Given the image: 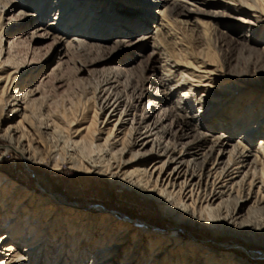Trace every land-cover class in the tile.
I'll use <instances>...</instances> for the list:
<instances>
[{"label": "bare ground", "instance_id": "bare-ground-1", "mask_svg": "<svg viewBox=\"0 0 264 264\" xmlns=\"http://www.w3.org/2000/svg\"><path fill=\"white\" fill-rule=\"evenodd\" d=\"M0 5L2 15L11 14L7 20L0 17V34L6 20V27L18 30L13 42L26 34L19 30L36 19L42 27L32 35L35 42L65 41L62 56L70 62L73 83L87 84L79 76L107 72L95 89L93 109L79 115L63 111L36 124L32 112L38 87L31 85L20 93L22 84H16L21 81L17 79L26 71L9 72L11 67L3 65L0 123L18 118L5 130L18 142L8 148L25 161L42 163L45 157L52 169L64 163L70 169L104 176L148 196L174 222L165 229L108 211L101 212L104 216L96 227L94 218L87 215L79 220L81 211L74 204L47 191L34 193L0 174V264H249L230 253L218 254L209 242L196 240L198 234L181 228L250 240L246 235L254 232L250 224L258 214L264 215V85L254 82L264 71V0H0ZM16 8L18 19L14 18ZM50 10L53 18L42 23ZM150 14L159 16L153 27L152 39L157 40L153 49L162 55L166 74L158 85L161 90L152 94L147 89L151 100L140 107L145 99L137 87H126L128 92L132 89L130 94L119 88L121 75L129 74L126 70L99 67L117 61L121 52L138 48L130 39L112 45L107 41L113 35L124 36L122 27L131 29L130 36L135 27L131 23L140 25ZM174 17L187 19L183 25L192 21L194 33L204 41L206 35L212 38L217 63L208 51L195 56L183 45L180 23ZM221 20H241L249 26L232 35L230 24ZM105 30L111 32L98 34ZM147 38L141 36L138 42ZM234 64L243 65L244 73L231 71ZM172 69L179 72L174 75ZM198 90H202L199 99L195 97ZM195 102L198 113L184 117L182 112ZM211 105L215 106L209 112ZM241 105L244 113L231 115ZM225 109L230 110L228 116ZM243 115L237 130H229L226 137V132L217 136L208 132L215 117L222 116L223 124L231 121L233 127ZM254 116L257 120L251 123ZM235 133L231 146L227 140ZM258 134L257 146L250 150ZM60 135L67 147L57 141ZM85 143L97 153L82 157ZM251 156L254 164L248 162ZM183 233L187 240H181ZM248 256L257 255L250 252Z\"/></svg>", "mask_w": 264, "mask_h": 264}, {"label": "rangeland", "instance_id": "rangeland-1", "mask_svg": "<svg viewBox=\"0 0 264 264\" xmlns=\"http://www.w3.org/2000/svg\"><path fill=\"white\" fill-rule=\"evenodd\" d=\"M97 1L101 2L104 0ZM105 1L109 3V0ZM46 5L47 4H45V7ZM45 7L43 9L44 11L46 10ZM18 9L19 8H16L14 10V18L17 19L19 18L17 15ZM53 14L54 13L52 10L46 12L44 14L45 17H42V23H48L53 18ZM1 16L7 20L11 14L6 16L4 14L2 15L0 5V17ZM122 16H124L123 13ZM126 18H129V16H126ZM158 19L159 16L157 14H150V18L145 19L146 21L142 23L144 26L142 24L135 25V23L132 22L131 24L135 27H133L134 32L131 33L130 36L128 34L131 29H128L129 31H125V28L123 29L122 27L120 31H123L125 35H113L109 38L107 43L112 45L113 41L130 39L131 42L137 43L138 48H130L125 52H121L119 56H116V58L118 57L117 61L110 62L99 67L106 68L108 66H113L115 68L126 70L130 75L127 73L121 75V82L123 85H120L119 88L124 90L125 94H130L129 92L132 91V89H129L130 91L128 92V90L125 88H132V86L133 88L137 87L138 93H143V98L145 99L141 102L140 107H142L143 104L146 105L148 100H151V97L147 96L146 94L147 89H150L149 91L152 94H155L158 90H161L158 85L161 84L160 79L166 74V71L163 70V62L161 59L162 55L158 54V52L153 49V44L157 43V40L153 41L152 39V35L155 32L153 27L157 23ZM173 19L180 23L178 26L179 33L181 34V38L183 40V45L188 47L191 53L195 56L201 53H207L208 51V54H211V57L209 58L214 61V64L217 63V54L213 57L212 38L209 35H206L204 41L201 36L198 37L193 31L192 21L187 22L186 25H183L182 22L187 19L182 17H174ZM6 20L3 21L5 24L3 26L2 33L0 34V52L2 50V54L0 55V90L5 85L4 78L6 72L5 69H2L3 65H8L11 67L10 70L8 69L9 72H13V70L17 72L18 69L26 71L20 77H18V74H16L18 77L17 80H21L16 84H22L20 87V93L31 85L38 87L39 93L33 97L37 98V100L35 101L36 104L34 103L32 112L33 120H35L34 123L36 124H38L41 118L44 120L45 118H50L52 115L58 114L59 116L61 115V112L63 113V111L64 113L75 112L73 114L79 115L80 112L82 113V110H86L87 108L93 109V107L96 105L95 93L97 90V84L102 79L101 77L105 76L107 72L102 70V72L100 71L101 73L98 72L96 74L92 73L88 76L87 74L79 76L83 77L87 84H82L80 82L73 83L74 74L71 73L70 62H68L67 59L62 56L64 52L63 50L65 49L64 45H66L65 41L62 43H57L55 39L53 40L51 38L35 42L33 40V36L36 33L35 29L39 26L42 27L41 21L36 19L35 21L22 27L23 29L19 30V32L26 34H24L21 39L17 40V42H13L11 38L13 35L18 33V30L16 28L15 30L12 27H6ZM221 21H223V23L226 22L227 24H230L229 31L232 35L244 32V30L247 29L246 27L249 26L248 23L241 20ZM145 22H148V24ZM109 32H111V30H105L104 32L98 34L107 35ZM141 36H147L150 38H147L145 41L139 43L138 39ZM11 43L12 47H10ZM67 49L69 50V48ZM171 52H174L173 54H176L175 56L179 58L177 55L178 52L176 50L172 49ZM119 61H126L127 64H123ZM14 68L18 69L16 70ZM230 69L231 71L237 72L238 74H243L245 71V67L243 65L236 64L232 65ZM176 70L177 69H172L174 75L179 72L178 71L175 73ZM258 75L260 77L258 76L254 82L264 85V71H260ZM58 80L60 83L56 84V81ZM148 80L152 81V84L148 85L146 83ZM173 84L174 82L172 81L170 85ZM201 94L202 90H198L195 92V97L199 99ZM177 95H179V93L176 94V98ZM135 104H139V102ZM197 104L198 102L193 103L192 109H186V112H182V115L185 117V115H188L189 112H192L194 115H196L198 113L197 110L199 107ZM213 106L215 105L209 106L207 108L208 111L209 109H214ZM238 108V111L232 112L231 115L236 114L239 116L244 113L243 105L239 106ZM140 111H138L137 114L141 115L142 113ZM209 112H211V110ZM224 113L226 116H228L230 110L225 109ZM231 115L229 116L230 118L232 117ZM245 117L246 115H243V117H240L237 122L234 121L236 122L235 124L240 123ZM98 118L99 116H96V119ZM256 118L257 117L254 116V119L251 123L256 121ZM14 120L16 121L18 118H15L10 122L0 123V174L9 177L20 186L25 187L34 193L47 191L54 197L63 199L66 203L74 204L81 211L79 220L83 221L85 219L84 215H87L90 218H94L96 227L104 216V214H101V212L106 213L108 211H115L120 215H125L131 219L147 223L149 226L153 227L157 226L165 229H171L173 227V220L171 218L164 217L159 211L157 204L151 198L148 196H141L136 191L110 181L104 176H99L95 173H89L82 170L78 171L70 169L64 163L61 164L60 167L52 169L49 165H47L48 160L45 157L42 160V163L44 164L41 162H33V160L25 161L15 150L8 148L9 146L15 147L18 144L15 138L8 137L7 133L5 132V130H7L11 124L15 122ZM100 120L102 121L103 119ZM223 123L224 121L222 116H220V118L215 117L214 121L210 123L211 129L208 132L214 136H217L218 133L221 135L223 132H226L223 134L226 137L229 134V130L231 133H233L237 130L235 127L239 126L238 124L231 127V121H228L226 124ZM242 124L245 125V122L241 123V126L244 127ZM191 125L192 131H195L196 129L193 122ZM236 136L237 135L235 133L227 140L229 145L232 146L235 143ZM63 138L64 137L62 135H60V139L59 137L56 138L60 143V146L65 144V139ZM259 138L260 135L258 134V136H255V138L250 142V150L257 146V141ZM58 142L57 145H59ZM67 145L68 144H65L64 146L67 147ZM38 150H40L41 155L44 154L42 153L43 148L38 147ZM82 150L83 151H81V155L84 158L85 156L87 157L91 154V156H93L97 153L96 148L91 149L87 143L84 144V148ZM252 154L253 153H250L248 156ZM248 162L254 164L255 160L251 156L248 158ZM262 189L264 193L263 185ZM248 205L250 204H247L246 208ZM254 221L255 222L250 224L252 225L254 232H248L246 234L250 240H246L245 238L229 233H219L214 235L211 231L200 230L189 226H182L181 229L184 232L191 231L198 234L196 236V240L209 242V248L213 249L218 254L223 255L230 253V255H233L234 257L238 256V258L247 260L249 264H264V230L261 228L262 224L264 225V215L258 214L256 220ZM182 235L183 236L180 237L181 240H187L189 238L186 233H183ZM250 252H255L257 256L250 258L248 256Z\"/></svg>", "mask_w": 264, "mask_h": 264}]
</instances>
